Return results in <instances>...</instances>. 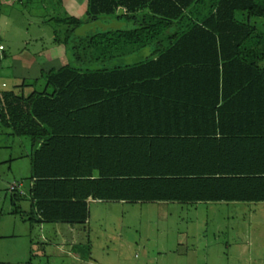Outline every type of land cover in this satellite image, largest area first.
I'll return each mask as SVG.
<instances>
[{"label": "trees", "instance_id": "16d2710c", "mask_svg": "<svg viewBox=\"0 0 264 264\" xmlns=\"http://www.w3.org/2000/svg\"><path fill=\"white\" fill-rule=\"evenodd\" d=\"M113 18L73 61L148 58L0 92L1 122L31 139L32 222L85 224L91 202L264 204V0H87L57 42Z\"/></svg>", "mask_w": 264, "mask_h": 264}, {"label": "rangeland", "instance_id": "374dc122", "mask_svg": "<svg viewBox=\"0 0 264 264\" xmlns=\"http://www.w3.org/2000/svg\"><path fill=\"white\" fill-rule=\"evenodd\" d=\"M76 38L70 40L69 36L68 42L73 44ZM30 153V137L16 135L0 122V264H68L66 252L59 257L42 253L40 227H27L31 204ZM12 184L19 185L24 194L13 197L9 191ZM99 205L98 210L92 208L91 227H142L152 237H158L157 242L155 239L147 242L146 248L120 249L115 244L99 248L96 243L92 249L79 246L73 249L78 254H90L99 264H116L124 256L128 260H147L148 256V264H255L258 258L264 261V204ZM236 227H246L248 239L240 231L236 233ZM178 232L187 233L181 244L175 243ZM240 242H250L246 253L240 254L237 247ZM64 250L69 251V245Z\"/></svg>", "mask_w": 264, "mask_h": 264}, {"label": "crops", "instance_id": "0c3cea01", "mask_svg": "<svg viewBox=\"0 0 264 264\" xmlns=\"http://www.w3.org/2000/svg\"><path fill=\"white\" fill-rule=\"evenodd\" d=\"M86 8L87 0H0V92L15 90L18 86L25 93L44 89L42 73L67 64L66 44L57 42L66 33L63 21L68 18L85 21ZM32 81L34 83H29ZM3 125L14 133L11 127ZM99 204L90 203V216L85 224L32 222L29 215L27 227H40L42 253L59 257L66 252L68 264H99L90 254H78L73 250L78 246L92 249L98 243L99 248L115 244L120 249H130L134 246L146 248L147 242L158 241V237H152L142 227H91L92 208L98 210ZM51 231L54 236L50 235ZM239 231L248 239L246 227H236V233ZM186 234L178 232L175 243L185 241ZM66 245L69 251L64 250ZM249 245L250 242L237 244L240 254L246 253ZM143 260H128L124 256L118 258L116 264H148L150 258L147 256V260ZM254 263L264 264V261L258 258Z\"/></svg>", "mask_w": 264, "mask_h": 264}, {"label": "water", "instance_id": "95a60500", "mask_svg": "<svg viewBox=\"0 0 264 264\" xmlns=\"http://www.w3.org/2000/svg\"><path fill=\"white\" fill-rule=\"evenodd\" d=\"M122 14V10H119V15ZM125 22L118 20L117 18H113L108 22L102 21L101 19H96L94 21H87L76 27L73 32L70 35V40L76 36H85L89 32H95L97 29L100 30H107V29H120L121 27L125 26ZM69 40V41H70ZM71 42H68L66 44V59L68 63L74 67L75 69H80L82 71L86 70H100L102 68H111L114 66H125V65H133L141 62L143 58H148L151 53L149 52L150 46L143 47L139 50H137L135 53H132L128 56H123L120 59L114 60L110 63H104V64H95L91 63L86 66H79L77 63H75L72 59V52L70 49ZM144 60V59H143Z\"/></svg>", "mask_w": 264, "mask_h": 264}, {"label": "built area", "instance_id": "2783aa9c", "mask_svg": "<svg viewBox=\"0 0 264 264\" xmlns=\"http://www.w3.org/2000/svg\"><path fill=\"white\" fill-rule=\"evenodd\" d=\"M18 187H19V185H17V184H12V185H10V187H9V191H10L11 193H13V192H18L19 194L23 195L24 192H23L22 190H19Z\"/></svg>", "mask_w": 264, "mask_h": 264}]
</instances>
